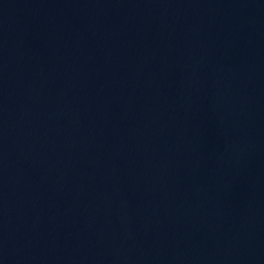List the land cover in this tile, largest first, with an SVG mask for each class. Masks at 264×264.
<instances>
[{
  "label": "water",
  "instance_id": "1",
  "mask_svg": "<svg viewBox=\"0 0 264 264\" xmlns=\"http://www.w3.org/2000/svg\"><path fill=\"white\" fill-rule=\"evenodd\" d=\"M0 264H264V0H0Z\"/></svg>",
  "mask_w": 264,
  "mask_h": 264
}]
</instances>
